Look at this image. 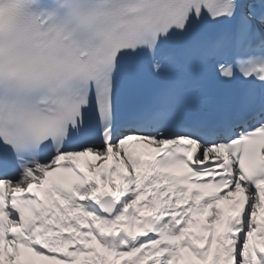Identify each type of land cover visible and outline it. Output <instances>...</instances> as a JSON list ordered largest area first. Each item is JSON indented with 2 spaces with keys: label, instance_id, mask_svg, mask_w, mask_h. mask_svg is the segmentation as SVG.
Here are the masks:
<instances>
[{
  "label": "snow or ice",
  "instance_id": "obj_1",
  "mask_svg": "<svg viewBox=\"0 0 264 264\" xmlns=\"http://www.w3.org/2000/svg\"><path fill=\"white\" fill-rule=\"evenodd\" d=\"M0 264H264V0H0Z\"/></svg>",
  "mask_w": 264,
  "mask_h": 264
},
{
  "label": "bare ground",
  "instance_id": "obj_2",
  "mask_svg": "<svg viewBox=\"0 0 264 264\" xmlns=\"http://www.w3.org/2000/svg\"><path fill=\"white\" fill-rule=\"evenodd\" d=\"M85 167H86V164H85Z\"/></svg>",
  "mask_w": 264,
  "mask_h": 264
}]
</instances>
